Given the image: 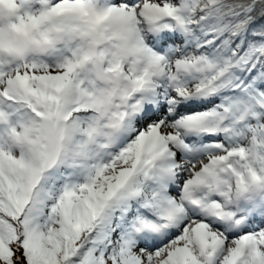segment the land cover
<instances>
[{
  "label": "snow or ice",
  "instance_id": "6c2138e0",
  "mask_svg": "<svg viewBox=\"0 0 264 264\" xmlns=\"http://www.w3.org/2000/svg\"><path fill=\"white\" fill-rule=\"evenodd\" d=\"M0 264H264V0H0Z\"/></svg>",
  "mask_w": 264,
  "mask_h": 264
}]
</instances>
